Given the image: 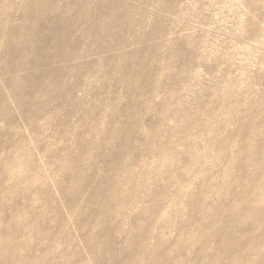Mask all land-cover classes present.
<instances>
[{"label":"rangeland","instance_id":"obj_1","mask_svg":"<svg viewBox=\"0 0 264 264\" xmlns=\"http://www.w3.org/2000/svg\"><path fill=\"white\" fill-rule=\"evenodd\" d=\"M32 1L0 0V264H264V0Z\"/></svg>","mask_w":264,"mask_h":264},{"label":"bare ground","instance_id":"obj_2","mask_svg":"<svg viewBox=\"0 0 264 264\" xmlns=\"http://www.w3.org/2000/svg\"><path fill=\"white\" fill-rule=\"evenodd\" d=\"M98 3H99V5L101 6L102 4H104L105 2L104 1H99L98 0ZM53 4H54V2H49V3H45L43 0H33L32 1V3H31V5H32V7H31V9H30V11H29V14H28V16L30 17V19L29 20H33L35 17H42V18H44V15L45 14H43L47 9H50L52 6H53ZM83 3H80V4H77V2H73V4L70 6L69 5V3L68 2H65V4L63 5V7L61 8L62 9V11H63V13H64V11L65 10H68V9H75V10H78V11H80V10H83ZM163 6V8L164 9H166V4H163L162 5ZM123 7V6H122ZM102 8V7H101ZM126 10H128V11H131V10H129L128 8L126 9ZM133 11V10H132ZM115 15V14H114ZM76 17V16H75ZM74 17V18H75ZM114 17V16H113ZM116 17V16H115ZM42 18H41V20H40V23H45L46 22V20L45 19H43L42 20ZM78 18V17H77ZM117 19V18H116ZM94 19H92V21H93ZM119 20V19H118ZM123 20V19H122ZM116 21V20H115ZM120 21V20H119ZM94 22V21H93ZM61 23H63V22H61ZM113 23H115L114 22V19H112L111 20V22H110V24H113ZM109 24V25H110ZM128 24V23H127ZM117 25H118V21H117ZM120 25V24H119ZM130 25V24H129ZM125 27V26H124ZM131 27H132V25H131ZM133 28V27H132ZM59 38V37H58ZM64 38H65V36H64ZM58 41V40H57ZM64 42V41H63ZM56 43V42H55ZM65 43V42H64ZM124 44V43H123ZM123 44H121V45H123ZM23 45H24V42H23ZM118 45V44H117ZM124 45H127V43L126 44H124ZM123 45V46H124ZM58 46V45H57ZM25 47H29V46H27V45H24V46H22L21 44L19 45V46H17V48H19L18 49V51L17 50H10L9 52H5V57H12L16 62H15V64L16 65H14L15 67L14 68H19V69H26V67H25V65L28 63V64H30L31 63V61H30V63L28 62L29 60H27V61H25V60H23L22 58H20L21 56H22V54L24 53V48ZM31 47H33V45L31 46ZM35 47V46H34ZM38 47V46H37ZM118 47V46H117ZM120 47V46H119ZM58 48V47H57ZM60 48V47H59ZM35 49V54H33L32 52H30L31 54H33L35 57H32V58H34L33 60H32V58H31V60H32V65H34V66H36L35 64L36 63H38L39 62V60H40V58L39 57H43L44 56V53H43V51H40V50H38V49H36V48H34ZM44 50V49H43ZM65 50V49H64ZM63 50V48L61 47L60 49H59V51L56 53V54H54V55H52V56H57V58H59V57H61L62 59L64 58V59H68L69 57H71V53H69V52H67L66 53V50L64 51ZM18 52V53H17ZM22 52V53H21ZM141 52V51H140ZM140 52H138V53H140ZM154 53V52H153ZM10 55H12V56H10ZM124 55V53L121 55V56H123ZM125 55H127V54H125ZM124 55V56H125ZM137 55V54H136ZM18 56V57H17ZM115 56V55H114ZM129 57V59H130V56H128ZM134 57H136V56H134ZM132 59V58H131ZM56 60V59H55ZM133 60V59H132ZM131 60V61H132ZM130 61V60H129ZM55 62V61H54ZM53 63V62H52ZM38 65H40V63H38ZM13 66V65H12ZM31 66V65H30ZM27 67H28V65H27ZM13 68V67H12ZM49 71V70H48ZM50 72V71H49ZM49 72H47V73H49ZM43 73V72H42ZM41 73V74H42ZM41 74H39V75H41ZM44 74V73H43ZM34 76H35V74H33ZM36 75H37V73H36ZM44 75H46V74H44ZM43 75V76H44ZM32 76V75H31ZM38 76V75H37ZM26 77V80H27V77H29V75H27V76H25ZM40 77V76H39ZM45 77V76H44ZM44 77L43 78H41V79H44ZM47 77V76H46ZM45 77V78H46ZM35 78V77H34ZM28 79H32V78H28ZM37 79V78H36ZM41 79L40 80H36V81H41ZM17 80V79H16ZM25 80V78H22L21 77V79L20 80H18L17 81V83L19 82V83H23V81ZM16 83V82H15ZM21 83V84H22ZM40 83V82H39ZM24 84V83H23ZM18 85V84H17ZM39 85H43V82H41ZM21 86V85H20ZM43 87V86H42ZM17 96V95H16ZM19 96V95H18ZM2 101V100H1ZM3 102V101H2ZM5 102V101H4ZM0 105L2 106V107H4V104H2L1 102H0Z\"/></svg>","mask_w":264,"mask_h":264}]
</instances>
